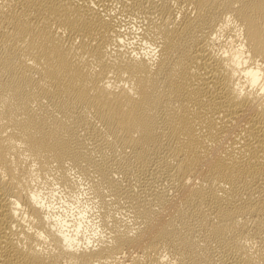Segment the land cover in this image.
<instances>
[{"label":"bare ground","instance_id":"bare-ground-1","mask_svg":"<svg viewBox=\"0 0 264 264\" xmlns=\"http://www.w3.org/2000/svg\"><path fill=\"white\" fill-rule=\"evenodd\" d=\"M0 264H264V0H0Z\"/></svg>","mask_w":264,"mask_h":264},{"label":"rangeland","instance_id":"rangeland-1","mask_svg":"<svg viewBox=\"0 0 264 264\" xmlns=\"http://www.w3.org/2000/svg\"><path fill=\"white\" fill-rule=\"evenodd\" d=\"M134 17H122L121 18V20H122V26L124 27V29H127V32H128V30H129V32H131L130 33V40H132L134 43H136V46H138V48L139 49H141V48H143V47H148L147 46V44H145L144 42H141L140 40H139V37H138V35H139V32L141 33V27H140V25H139V23H137L134 19H133ZM135 22V23H134ZM139 25V26H138ZM126 26V27H125ZM134 34V35H133ZM134 37V38H133ZM139 40V41H138ZM140 46V47H139ZM73 172V171H72ZM73 173H75V175L77 176V178L78 179H80V184H81V186H82V188H83V190L85 189V191H83L85 194L84 195H82V196H84V197H81V198H85L86 199V201H85V203L86 204H88L91 200V203L90 204H92V202H93V197L91 196L92 194L88 191V190H86V189H88V185H89V182H90V180H89V177L88 176H85V175H80L79 173H77L76 172V170H74V172ZM86 177V178H85ZM88 177V178H87ZM118 177V176H117ZM119 178V177H118ZM50 181V180H49ZM49 181H48V183H49ZM53 181V180H52ZM52 181H50V185L51 184H53V185H51V186H49V184H47L48 186H46V184L44 185V184H42L43 186L42 187H44L43 189H44V192H47V191H49V189H53L54 191H55V193H56V196H58V197H62L63 198V200L62 199H60V198H58L57 200L58 201H55V202H60V203H64V201L66 200V199H68V198H65V196H64V192H61L62 191V187L61 188H57L59 185L54 181V182H52ZM85 181V182H84ZM89 181V182H88ZM54 184H57V185H54ZM46 187H47V189L48 190H46ZM51 187V188H50ZM53 187V188H52ZM59 191H57V190ZM59 193H57V192ZM61 193V194H60ZM63 194V195H62ZM88 194V195H87ZM87 197H86V196ZM89 196V197H88ZM65 198V199H64ZM84 199V200H85ZM89 199V200H88ZM91 199V200H90ZM61 200V201H60ZM69 201V199L68 200H66V202H68ZM89 201V202H88ZM83 203H84V201H83ZM84 203V204H85ZM89 204V205H90ZM54 205H58L57 203H54ZM165 217H167V215L165 214ZM125 219H128V218H125ZM131 251L133 252V253H131ZM130 251V256H132V254H133V256H135V250H131Z\"/></svg>","mask_w":264,"mask_h":264}]
</instances>
